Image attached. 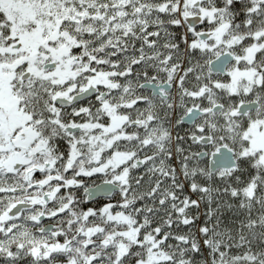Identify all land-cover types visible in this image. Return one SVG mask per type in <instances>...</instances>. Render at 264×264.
Listing matches in <instances>:
<instances>
[{"label":"snow or ice","instance_id":"6c2138e0","mask_svg":"<svg viewBox=\"0 0 264 264\" xmlns=\"http://www.w3.org/2000/svg\"><path fill=\"white\" fill-rule=\"evenodd\" d=\"M0 264H264V0H0Z\"/></svg>","mask_w":264,"mask_h":264}]
</instances>
